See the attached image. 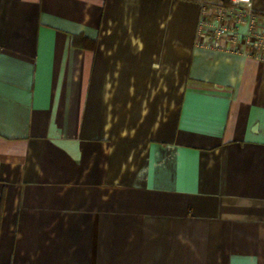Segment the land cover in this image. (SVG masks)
<instances>
[{
	"label": "crops",
	"instance_id": "0c3cea01",
	"mask_svg": "<svg viewBox=\"0 0 264 264\" xmlns=\"http://www.w3.org/2000/svg\"><path fill=\"white\" fill-rule=\"evenodd\" d=\"M202 1L0 0V264H264V61Z\"/></svg>",
	"mask_w": 264,
	"mask_h": 264
},
{
	"label": "built area",
	"instance_id": "2783aa9c",
	"mask_svg": "<svg viewBox=\"0 0 264 264\" xmlns=\"http://www.w3.org/2000/svg\"><path fill=\"white\" fill-rule=\"evenodd\" d=\"M200 47L248 54L264 61V13L251 8V0L201 2L197 23Z\"/></svg>",
	"mask_w": 264,
	"mask_h": 264
}]
</instances>
